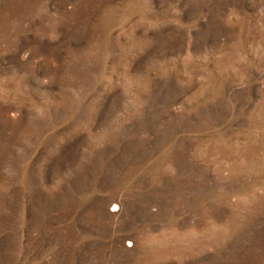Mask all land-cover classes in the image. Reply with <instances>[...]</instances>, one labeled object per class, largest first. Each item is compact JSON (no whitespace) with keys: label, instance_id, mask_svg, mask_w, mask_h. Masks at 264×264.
<instances>
[{"label":"rangeland","instance_id":"rangeland-1","mask_svg":"<svg viewBox=\"0 0 264 264\" xmlns=\"http://www.w3.org/2000/svg\"><path fill=\"white\" fill-rule=\"evenodd\" d=\"M0 264H264V0H0Z\"/></svg>","mask_w":264,"mask_h":264}]
</instances>
